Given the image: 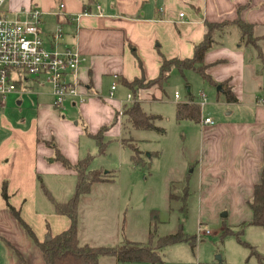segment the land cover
Returning a JSON list of instances; mask_svg holds the SVG:
<instances>
[{
	"label": "crops",
	"instance_id": "crops-1",
	"mask_svg": "<svg viewBox=\"0 0 264 264\" xmlns=\"http://www.w3.org/2000/svg\"><path fill=\"white\" fill-rule=\"evenodd\" d=\"M33 8L42 11L40 30L47 40L61 25L60 49L80 51L83 61L67 80H79L84 101L67 98L60 109L50 85L48 92H38L37 114L27 129L13 127L5 108L0 113V264L44 262L36 240L43 242L70 227V218L56 213L55 202L73 197L59 201L56 195L65 175L77 176L56 158V150L76 164L90 154L82 156L83 136L93 138L89 133L105 126L104 136L119 135L122 127L130 131L124 112L120 116L135 100L125 82L156 78L163 57H193L207 22H230L215 32L205 63L214 80L225 83L237 100L227 101L220 88L210 84V104L192 95L185 98L183 102L200 103L202 118L196 123L199 129L191 132L192 143L185 145L188 161L182 177L201 215L223 212L236 226L252 218L250 201L255 186L264 180V0H7L4 12L9 17ZM236 20L254 25L256 44L242 39ZM31 80L41 78L28 76V86ZM160 89H142L137 100L141 105L157 100ZM207 117L215 123L203 124ZM109 175L102 182L115 180ZM255 227L261 228L257 230L263 235L264 254V227Z\"/></svg>",
	"mask_w": 264,
	"mask_h": 264
},
{
	"label": "rangeland",
	"instance_id": "rangeland-1",
	"mask_svg": "<svg viewBox=\"0 0 264 264\" xmlns=\"http://www.w3.org/2000/svg\"><path fill=\"white\" fill-rule=\"evenodd\" d=\"M15 17L13 13L9 16L10 19ZM40 78L39 82L31 80V85L28 86V75H25L19 82L18 91L9 95L4 114L13 127L27 129L35 119L38 92H48L51 88L47 76ZM209 90L208 82L196 71H180L175 68L168 83L160 89L161 95H157L159 99L145 100L142 103L143 109L149 114L162 116L156 124L165 129L164 133L134 128L126 131L125 127H122L119 135L111 133L104 136L103 153L99 151L95 139L83 136L81 153L82 156L89 153L92 155L90 169L103 170L104 173L113 175L110 178L115 180L95 183L88 198L81 199L79 237L82 244L121 246L127 241H132L156 247L160 237L182 229L186 235L195 238V245L187 241L170 244L160 250L162 262L155 264H245L250 251L243 241L262 252V234L257 230L261 228L233 225L229 216H222L223 212L217 215H201L198 207H194L192 195L187 198V213L181 210L183 200L180 197L184 195L186 186L182 176L188 161L185 145L192 138L191 132L199 129V126L186 120L178 121L176 103L183 102L192 95L195 100L210 104L213 99ZM176 92H179L180 99H176ZM203 92L209 101L203 100ZM19 100L22 101L21 104H18ZM131 100L128 96L127 104H130ZM122 111L124 112V109ZM62 116L71 119L70 113H64ZM123 122L131 127L126 120ZM122 138H126V144L130 143L139 148L145 160L144 165L139 166L131 161L133 150L129 145L122 143ZM62 181L56 195L59 201L73 196L77 176L65 175ZM171 194L176 198L171 199ZM200 227L203 230L209 229L211 234H201ZM226 228L234 232L243 228V233L240 238L233 233L224 236ZM151 232L155 235L152 241ZM218 255L222 257L221 262L217 259ZM111 261H116L113 264H152L123 263L118 262L116 258L101 260L104 264H111ZM251 263H256L255 257L251 258Z\"/></svg>",
	"mask_w": 264,
	"mask_h": 264
},
{
	"label": "trees",
	"instance_id": "trees-1",
	"mask_svg": "<svg viewBox=\"0 0 264 264\" xmlns=\"http://www.w3.org/2000/svg\"><path fill=\"white\" fill-rule=\"evenodd\" d=\"M242 39L251 44L257 43V38L254 36V25L236 20ZM230 24V22L211 23L207 22L206 35L203 41L195 45L194 55L191 58L181 59L179 57L168 59L162 58L160 73L154 78L147 80L143 78H136L131 82L126 81V86L131 90L134 102L125 107L124 114L127 122L134 129L145 130H157L160 133H164L165 129L156 124L157 120L162 119L161 115L149 114L142 108L141 103L137 100L138 92L142 89H147L153 86H159L163 88L168 83L173 69L177 68L180 71L194 70L199 73L202 78L212 86H221L220 91L224 93L227 101H236L237 98L231 92L229 87L225 83H217L214 78L208 73V65L205 63L206 53L214 46L216 31H222ZM202 118V108L200 103L195 100L188 102H180L176 104V119L178 121L189 120L195 123H199ZM108 129L107 126L101 128L97 133H89L97 142L99 151L105 152L104 133ZM124 145H129L133 154L131 159L134 164L142 166L145 164V160L142 157V152L136 145L126 144L127 140H122ZM56 158L60 160L64 166L73 169L77 172L78 180L76 185V191L73 197L64 203L55 202V211L58 214L66 215L71 220V225L67 230L51 237L50 241H37L40 249L43 252L44 262L42 264H101V258L104 256H110L116 258L120 262H149L155 264L162 262L160 250L170 244H174L180 241H187L191 245H195V238L186 235L182 229L174 234H168L160 237L156 247L152 244H141L138 242L127 241L121 246H92L90 244H82L79 237V206L81 199L84 195L89 194L92 187L97 182L106 181V175L103 170H92L90 164L92 161V155L89 154L86 157L80 159L76 164H72L60 151L56 150ZM187 188H184V195L180 197L183 200L181 210L183 213H187ZM170 198H176L173 194ZM250 207L252 209V218L245 222V225H255L264 227V180L257 184L254 189L253 199L250 201ZM22 224L27 228L32 236L34 233L32 229L20 219ZM236 234L239 238L243 233V228L234 232L233 230L226 228L223 235ZM154 233L151 232V241L154 238ZM35 237V236H34ZM36 239V238H35ZM243 243L249 248V256L245 264H252L251 258H256L254 264H264V254L257 251L255 246L243 241ZM210 264V263H200Z\"/></svg>",
	"mask_w": 264,
	"mask_h": 264
},
{
	"label": "built area",
	"instance_id": "built-area-1",
	"mask_svg": "<svg viewBox=\"0 0 264 264\" xmlns=\"http://www.w3.org/2000/svg\"><path fill=\"white\" fill-rule=\"evenodd\" d=\"M6 2L0 0V113L6 107L9 95L18 91L19 82L25 75L34 78L47 76L52 86L54 105L60 109L67 98L84 101L79 80H67L69 74L77 73L83 57L77 48L66 46L60 49L62 26L58 25L50 40H47L40 30L41 10H22L14 19H10L4 12ZM180 15L183 16V13ZM116 86L117 83H114L111 95ZM175 97L179 98L178 92ZM201 97L206 100L204 93ZM129 98L132 99V95ZM202 122L215 123L210 117L204 118ZM200 232L211 234L209 229L203 230L201 227Z\"/></svg>",
	"mask_w": 264,
	"mask_h": 264
},
{
	"label": "water",
	"instance_id": "water-1",
	"mask_svg": "<svg viewBox=\"0 0 264 264\" xmlns=\"http://www.w3.org/2000/svg\"><path fill=\"white\" fill-rule=\"evenodd\" d=\"M219 88H221V86H219ZM223 216H226V213H224V215ZM51 240V236H48L47 238H46V241H50ZM217 259H218V261H222V257H221V255H218L217 256Z\"/></svg>",
	"mask_w": 264,
	"mask_h": 264
}]
</instances>
